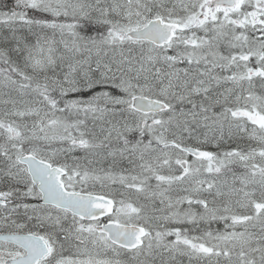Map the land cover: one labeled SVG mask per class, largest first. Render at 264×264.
Masks as SVG:
<instances>
[{
	"label": "snow or ice",
	"instance_id": "snow-or-ice-1",
	"mask_svg": "<svg viewBox=\"0 0 264 264\" xmlns=\"http://www.w3.org/2000/svg\"><path fill=\"white\" fill-rule=\"evenodd\" d=\"M0 264H264V0H0Z\"/></svg>",
	"mask_w": 264,
	"mask_h": 264
},
{
	"label": "rangeland",
	"instance_id": "rangeland-1",
	"mask_svg": "<svg viewBox=\"0 0 264 264\" xmlns=\"http://www.w3.org/2000/svg\"><path fill=\"white\" fill-rule=\"evenodd\" d=\"M214 150V149H213Z\"/></svg>",
	"mask_w": 264,
	"mask_h": 264
}]
</instances>
